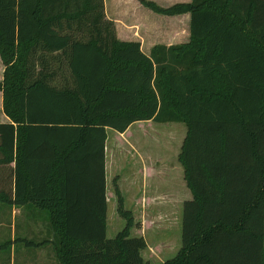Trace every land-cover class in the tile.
<instances>
[{"label":"trees","instance_id":"trees-1","mask_svg":"<svg viewBox=\"0 0 264 264\" xmlns=\"http://www.w3.org/2000/svg\"><path fill=\"white\" fill-rule=\"evenodd\" d=\"M139 3L188 13L190 41L145 55L117 39L104 0H0V203L48 213L59 264H151L130 213L106 238V127L181 123L192 198L163 264H264V0Z\"/></svg>","mask_w":264,"mask_h":264},{"label":"rangeland","instance_id":"rangeland-1","mask_svg":"<svg viewBox=\"0 0 264 264\" xmlns=\"http://www.w3.org/2000/svg\"><path fill=\"white\" fill-rule=\"evenodd\" d=\"M159 2L161 4L152 3L161 10H169L174 6L170 5L169 0H159ZM115 4H109L111 12ZM132 10H120L123 12H119L118 16L121 22H126L133 16ZM155 15L162 18L177 16L158 13ZM121 22H119V32L123 39L122 43H130L125 41H130L133 35H127L126 32L130 31ZM156 28L157 32L154 33L159 37L158 39L164 41L165 32H168L170 25L166 19H159ZM216 88L220 95H225L227 92L220 80H217ZM163 91L164 94L167 93L164 89ZM186 131L187 128L181 123H153V125L141 123L136 128H130L124 135L112 130L107 132L106 238L113 239L125 229L127 221L122 213H130L133 226L128 235L131 238L144 239L146 249L141 255L144 261L151 264H163L172 259L181 248L183 204L191 198L184 182L183 169L178 162ZM25 218L34 223L32 225L34 229H31V226L27 228V232L31 233L27 237L36 242L43 239V231L46 227H50L48 213L43 210L25 212L23 219ZM19 219L20 217L17 216V220ZM11 222L14 220L11 219ZM0 223H3L0 227V245L12 242L9 211L0 212ZM16 227L18 231L17 221L15 230ZM11 246L10 243L7 248ZM49 247L52 249V246ZM7 248L0 250V264H10L6 261L9 257L12 262L15 257L18 258V263L25 260L26 264H54L55 255L53 250L50 251L51 249L27 248L22 244L21 248L27 253L19 255L20 252Z\"/></svg>","mask_w":264,"mask_h":264},{"label":"crops","instance_id":"crops-1","mask_svg":"<svg viewBox=\"0 0 264 264\" xmlns=\"http://www.w3.org/2000/svg\"><path fill=\"white\" fill-rule=\"evenodd\" d=\"M146 1L154 2L156 4H161L159 2V0H146ZM169 2H170V5H176V4H181V3L189 4L191 2V0H169ZM110 3H112L113 5L115 3H117V4H115L116 6L113 7L112 12L110 11V6H109ZM127 3H129V4H127ZM138 3L134 0H104L105 18H106V20L112 21L114 23L115 31H116V37L120 42H122L123 39H121V34L119 32V25H120L119 22H121V20L118 18V16H119L120 10L127 11V9H129V10L134 9V10H132L133 16H131V18L126 21L128 23H126V22H121V23H124L127 30L130 31V32H126V33H128L127 35H133V38L130 41H125V42H130V43L137 42V43H139L141 51L145 55H149L151 50L156 46L171 47V46L187 44L190 41V33H189L190 15L188 13L182 14V15H177V16H174L171 18H164V17L162 18V16L159 17L158 15H155L156 13H154L151 10L141 6V4L140 3L138 4ZM128 5L131 7L129 8ZM122 7H125V8H122ZM137 11H139L138 14H137ZM120 13H123V12H120ZM159 19H162V20L166 19V22L170 25V29L167 30L168 32H165L166 39L164 41L162 39L161 40L158 39L159 37L154 33V32H157L156 27H157V23H158ZM3 72H4V65L0 59V82L2 81ZM54 81H56V82L59 81V77H56L54 79ZM2 100H3L2 92H0V124L10 123V120L3 113ZM141 123L153 125V122H150V121H148V122H137V123L130 125L128 127V129L123 134H119V135H124L128 130H130V128H136V126L140 125ZM151 127H153V126H151ZM106 128H107L106 129V135H107V132L110 129H108V127H106ZM171 128H173V127H171ZM186 133H187V131H186ZM184 140H185V138H184ZM184 140H183V142H184ZM106 141H107V139H106ZM181 147H182V145H181ZM106 156H107V144L105 143V173H106V167H107ZM183 177H184V172H183ZM184 182H185V180H184ZM185 184H186V182H185ZM186 188L190 192L187 185H186ZM190 194H191V192H190ZM191 198H192V195H191ZM38 210L39 209H37V208H35L29 204H27L23 207H9V206H6V205H3L0 203V212H2V211H5V212L9 211L10 212V226H11L10 229H11V238H13V240H12V242L10 241L12 246L9 247L8 250H10V249L12 251L16 250L17 253L20 252L19 255L27 253V251H25L24 249L21 248L22 244H20L17 241L19 239L32 240L31 238L27 237L28 235L31 234L30 232H27V228H29V226H31V229H34V228H32V225L34 223L30 222L31 220H29V219H31V216L29 217V219L28 218L23 219V214L25 212H32V211H38ZM17 216L20 217L19 220H17ZM11 219L14 220V222H11ZM16 221H17V225H18V231H17V227L15 230V222ZM2 226H3V223H0V227H2ZM263 227H264V222H263ZM37 233H40V232H37ZM16 236L18 237V239H16ZM52 240H53L52 232L50 231L49 227H46L45 231H43V239H41L38 242L40 243L43 241H47V243H45L44 246L39 247V248H41V249L44 248L46 250L51 249V247H49V246H51L50 242H52ZM13 244H15V245L13 246ZM35 249H38V248H35ZM52 250H53V248L50 251H52ZM53 252H54V250H53ZM19 255H18V257H19ZM54 255H55V253H54ZM53 258H54V264H59L56 256H53ZM6 261L9 262L10 264H26V263H24V262H26L25 260H21L18 263V258L16 259V257L14 258V262H12L10 260V257L7 258Z\"/></svg>","mask_w":264,"mask_h":264}]
</instances>
